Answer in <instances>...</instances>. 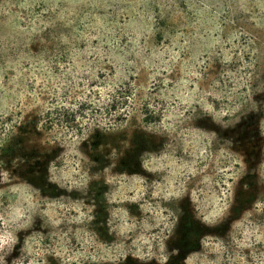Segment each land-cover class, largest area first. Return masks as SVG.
Returning a JSON list of instances; mask_svg holds the SVG:
<instances>
[{
  "label": "rangeland",
  "instance_id": "374dc122",
  "mask_svg": "<svg viewBox=\"0 0 264 264\" xmlns=\"http://www.w3.org/2000/svg\"><path fill=\"white\" fill-rule=\"evenodd\" d=\"M1 142L10 264H264V0H0Z\"/></svg>",
  "mask_w": 264,
  "mask_h": 264
},
{
  "label": "clouds",
  "instance_id": "9594fccd",
  "mask_svg": "<svg viewBox=\"0 0 264 264\" xmlns=\"http://www.w3.org/2000/svg\"><path fill=\"white\" fill-rule=\"evenodd\" d=\"M62 147V146H61ZM56 159V157L54 158ZM13 161V160H12ZM11 161V167L5 166V162L0 159V185L11 183L12 177L15 175L12 171L13 168L17 167L22 160L19 158L15 159V164L13 165ZM67 161H61V163H66ZM58 173L50 181L53 184H58V179L60 178L59 173L62 169H54ZM148 171H154V169H148ZM155 195V193H153ZM135 202V197L130 201ZM32 227V223L27 218V208L20 211H12L6 214L4 217L0 218V264H10L13 256V252L16 251L18 245V234L27 231ZM176 255V253H171L170 256L164 257V259L159 262V264H168L171 256ZM155 260V257H149V261Z\"/></svg>",
  "mask_w": 264,
  "mask_h": 264
},
{
  "label": "trees",
  "instance_id": "16d2710c",
  "mask_svg": "<svg viewBox=\"0 0 264 264\" xmlns=\"http://www.w3.org/2000/svg\"><path fill=\"white\" fill-rule=\"evenodd\" d=\"M125 93L126 92L124 90L120 89V88L119 89H115L113 91V93L110 94L111 103L109 104V107H111V105H114L116 103L123 104L125 99H126L125 98L126 97ZM70 115H71L72 118L70 120H66V121H75L76 113L73 111ZM49 119H51V120H49ZM46 121L49 123V125L55 126L56 124H58L59 122H63L64 120H62V118L60 116H58V114H55L54 117L53 116H48ZM2 143L3 142H1V144H0V149H1L2 145H3ZM261 200H264V198L261 199ZM231 203H232L233 207L238 205L237 207H239V212L240 213H242V211L244 212V210H241L240 206H239V205H242V204L240 202H233V201L228 202V204H227L228 206H230V208L228 210L229 212L232 211V207L230 205ZM256 209L257 208H254V211H256ZM260 218L261 217L256 216L255 212H252V213L249 212L248 219L250 220V222L256 224V226L260 225V223H259ZM182 221H183V219H177V218L175 220L171 219L170 226L165 232V236L167 237L166 241L169 240L170 236H172L174 233H176L175 231L179 228V225H180V223H182ZM184 229H185L184 230V235H191V236H193V235L204 236V235H206V234H208L210 232V230L208 228L200 229V227H198V225L193 224V223H191L190 227L186 226V228H184ZM218 235L220 237V243L223 246H225V247H230V253H233V247L231 246V244L229 246V238L230 237H229V235H227L226 231H222ZM163 239H164V236H163ZM198 245H200V244H198ZM167 256H168V254H166V253L164 254V251H163V253H161L160 255L158 254L159 258H157V259H155L153 261L144 262L145 260H140V259L134 260V258H133L131 253L125 252L123 255L115 258L113 260V262H111L110 264H159V262H161L164 259V257H167ZM148 260H149V258H148ZM263 262H264V255H263ZM91 263L94 264V261H92ZM174 263H176V262L173 260V258L171 256L169 261H168V264H174Z\"/></svg>",
  "mask_w": 264,
  "mask_h": 264
}]
</instances>
